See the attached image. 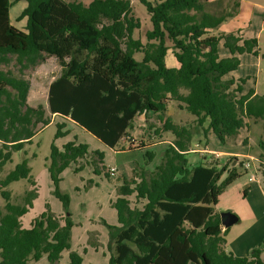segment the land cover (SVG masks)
I'll return each instance as SVG.
<instances>
[{
    "label": "trees",
    "instance_id": "1",
    "mask_svg": "<svg viewBox=\"0 0 264 264\" xmlns=\"http://www.w3.org/2000/svg\"><path fill=\"white\" fill-rule=\"evenodd\" d=\"M17 1L0 0V65L9 63L10 55L26 67L54 56L61 70L49 86L45 109L30 104V81L0 68V173L15 152L24 150L57 117L47 168L53 194L64 209L56 215L48 205V212L25 227L22 218L38 190L28 159L18 163L0 180L6 200L0 207V264H29L45 256L55 264L72 249L76 223L70 196L60 189L63 171L72 167L78 172L89 165L95 174L111 178L105 152L76 136L58 145L57 140L70 133L67 122L115 149L136 118L150 112L158 120L152 125L155 134H170L172 140L154 168L135 169L118 185L112 203L118 223L103 222L109 232L108 264H264V245L247 256L226 250L230 228L224 229L215 209L220 195L241 177L238 166L245 161L233 157L230 168L227 162L211 163L206 154L192 165L188 156L198 129L207 142L212 133L222 143L250 121H261L264 129V94L255 88L245 92L249 77L226 78L240 68V55H260L258 38L219 31L223 18L208 13L196 19L194 12L208 0H140L152 23L145 41L134 36L142 21L132 0H25L18 17L27 21L23 29L10 16ZM221 42L230 56H221ZM170 51L179 67L167 65ZM170 102L194 118L177 122L166 117ZM260 146L264 159V140ZM146 154L149 165L156 153ZM20 179L34 187L22 202L14 203L12 191L5 188ZM84 262L81 252L70 251L68 264Z\"/></svg>",
    "mask_w": 264,
    "mask_h": 264
},
{
    "label": "rangeland",
    "instance_id": "2",
    "mask_svg": "<svg viewBox=\"0 0 264 264\" xmlns=\"http://www.w3.org/2000/svg\"><path fill=\"white\" fill-rule=\"evenodd\" d=\"M85 1L89 2L90 0ZM132 4L135 15L142 21L141 28L135 31L134 36L141 37L145 41L146 31L152 28L150 15L140 0H132ZM26 5L27 2L25 0H19L10 8L12 22L20 29H23L27 23L25 18L18 20ZM243 8L245 15L249 16L250 19L252 18L253 25L249 29L248 34L258 35L255 37L259 40L260 55L247 54L244 56L243 65L234 74L236 77H245L246 74L252 73V80L247 81L245 85L246 91L250 88H255L264 94V27L262 26L264 21V0H243ZM261 26L263 27L262 29ZM224 49V46H222V53L225 51ZM9 57L11 61L1 64L0 68L30 81V104L35 107L41 105L48 109L49 86L61 70L58 59L54 56H47L39 64L26 67L18 63L16 55H10ZM136 58L141 59L142 54H136ZM173 61L177 63L172 51H170L166 57L169 67H172ZM169 105L167 115L173 117L175 121H187L194 118L187 110L180 109L177 103L170 102ZM51 119V123L33 138L31 144H27L24 150L13 154V160L8 162L0 173L1 180L25 158L28 159L29 165L32 167L33 179L37 183L35 188L38 190V196L33 203V207L22 218V223L25 227L30 226V223L45 211L48 212V205L50 210L56 215L63 214L62 202L53 194L54 185L47 168L50 161L52 143L57 132L55 122L58 120L57 117H52ZM154 124H158L156 115L151 112L139 115L133 127L119 145L115 149H111L93 135L73 123L67 122L66 128L70 130V133L66 137L58 139V145L61 146L63 143L73 140L76 136L80 141L88 143L91 149H99L105 152L106 165L111 168L114 167L116 174L111 175V178L106 177L104 174L97 175L89 165H85L78 172L74 171L72 167L63 171L60 189L63 193H67L70 196V212L76 224L73 228L72 249L66 250L55 264H68L69 253L72 250L81 252L85 257L84 263L86 264H108L110 256L108 248L109 232L108 227L103 222L105 220L109 224L118 223L117 211L112 206L118 195V185L122 183L123 176L131 177L135 169L140 171L141 167L154 168L159 163L160 157L168 145L167 142L162 143V145H157L156 143L161 139L170 138L172 140V137L167 134H164L163 138L155 134V128H152ZM252 124L250 132L243 129L236 137L229 139L226 144L220 142L214 134L211 137L212 148H227L236 151L239 155L241 153H250L256 156V158H249L235 154L228 155L223 156V162L220 160L221 158L214 155L210 158L211 163L221 162L224 164L227 162L230 164V168L235 163L233 157L251 162V167L248 170H245L243 165L238 166L242 172L241 177L229 186L215 207L220 214L225 211L235 210L233 212H238L242 216L241 220L229 227L230 230L225 246L227 251L239 255H249L253 248L264 245V183H259L262 186L263 194L255 193L257 196H244V190L250 183L249 178L252 174L259 180L262 179L264 181V159L261 157L263 150L260 146L261 140H264V129L262 122ZM248 132L250 135L246 137ZM245 139H247V143L244 142ZM193 142L200 144L199 147L193 146L194 149L204 151L206 146L204 132L197 130L194 133ZM147 151L156 153L155 159L149 165L146 164L148 160ZM189 158L190 161L194 160L193 155ZM200 160H202V154H200L198 161ZM80 165L77 164V166ZM257 169L258 171H256ZM33 187L27 179H20L10 183L5 189L12 191V202L19 203L22 202L25 192ZM253 202L258 206L257 215L249 217L252 216L249 214V206ZM5 205L6 200L0 190V207L4 208ZM246 245L250 248V251H246ZM29 264L51 263L45 256L40 261H32Z\"/></svg>",
    "mask_w": 264,
    "mask_h": 264
},
{
    "label": "crops",
    "instance_id": "3",
    "mask_svg": "<svg viewBox=\"0 0 264 264\" xmlns=\"http://www.w3.org/2000/svg\"><path fill=\"white\" fill-rule=\"evenodd\" d=\"M205 13H208V14H210L212 16H215V17L223 18V21H222V24L220 25L219 31H225V32L241 31V34L245 38H251V37L258 36V35H255V34H248L249 29L253 25V21L251 20L252 18L250 19L249 16H246L245 13H244L243 0H208L207 4L204 6V8L202 10L194 12V15H195L196 19L200 20V19L203 18ZM262 26L264 27V21H263ZM262 26H261V29L263 28ZM214 33H215V31H214ZM222 46H224L223 42L220 43L221 56H223V57L230 56L231 54H230L229 50L227 48H225V47H224L225 51L223 53L221 52ZM246 55H247V53L240 55L241 61H242L241 65H240V68L243 65V58ZM179 66L180 65H179L178 61H177V63L174 62V61L172 62V67H179ZM236 71H238V70H236ZM236 71H233V72L229 73L228 75H226V78L227 79L234 78V79H237V80H239L240 78H244L242 76L236 77L235 74H234V72H236ZM245 77H249L248 81H251L252 78H253V74L252 73H248V74H246ZM255 91L258 94H262L257 89H255ZM245 92H247L246 89H245ZM168 111H169V107H168ZM168 111L166 112V117H171V116L167 115ZM257 122L261 123V121H257ZM257 122L250 121V126L247 127V128H244V129L249 131L252 128V126H253L252 123H257ZM198 131L200 132L202 130L198 129ZM242 131H243V129L241 130V132ZM249 132L246 133V137L250 135ZM167 135L171 136L170 134H167ZM211 137H212V133H209V142H207V140H206V144H205L206 146L204 147V149H205L204 151H196V150L194 151L193 148H192L193 151H191V153L188 155L189 157L191 155H193V157H194V160L190 161V163L192 165L198 164L202 160H205V158L207 157V156H205L206 154L209 155L210 158L212 157V155H214L215 157H219V158H221L220 160L222 162L224 161L223 160L224 159L223 156L234 155V154L238 155V156H245V157H249V158H254L255 157L256 158V156H254L253 154H250V153H244V154L241 153V155H239V154L236 153V151L229 150L227 148L226 149L225 148H212L211 147ZM166 142L167 143H171L170 138L169 139H161L156 144L157 145H162V143H166ZM226 143H224V144H226ZM196 144L197 143H194L193 140H192V147L195 146ZM201 152H203V153H201ZM200 154H202V160L198 161ZM210 158H209V161H210ZM256 171H258V169ZM251 177H254V179L251 180ZM249 180H250L249 181L250 183L247 185V187L244 190V193L246 191L247 194L244 195V196H246V197H249L251 195L257 196L256 195L257 193L263 194L262 186L259 185V183L262 184V182L264 183V181L262 179L259 180L258 178H256L254 176V174H252L250 176ZM227 189L220 195V197L227 191ZM220 197H219V200H220ZM249 207H250L249 214L252 215V216H249V217H255L257 215L258 206L255 205V203L253 202V204L250 205ZM231 211L233 212L235 210H231ZM234 213L238 216V221L242 219V216L238 212H234ZM224 229H225V227H224ZM226 238H227V236H226ZM246 251H250V248L247 247V245H246ZM236 255H238V256H247V254H245V255L236 254ZM262 257L264 258V252L262 254Z\"/></svg>",
    "mask_w": 264,
    "mask_h": 264
},
{
    "label": "water",
    "instance_id": "4",
    "mask_svg": "<svg viewBox=\"0 0 264 264\" xmlns=\"http://www.w3.org/2000/svg\"><path fill=\"white\" fill-rule=\"evenodd\" d=\"M238 221V216L232 211H225L221 213V222L225 228L232 226Z\"/></svg>",
    "mask_w": 264,
    "mask_h": 264
},
{
    "label": "built area",
    "instance_id": "5",
    "mask_svg": "<svg viewBox=\"0 0 264 264\" xmlns=\"http://www.w3.org/2000/svg\"><path fill=\"white\" fill-rule=\"evenodd\" d=\"M196 147H199L200 146V144L199 143H197L196 145H195ZM193 150L195 151L196 149H194L193 148ZM197 151V150H196ZM243 165H244V168H246V169H249L250 167H251V162L250 161H246V162H244L243 163ZM116 169L114 168V167H112L111 168V175L113 176V175H115L116 173ZM254 179V177H251V180H253Z\"/></svg>",
    "mask_w": 264,
    "mask_h": 264
}]
</instances>
